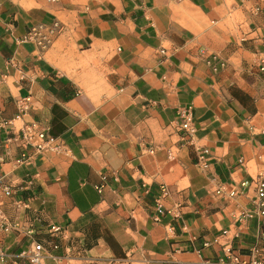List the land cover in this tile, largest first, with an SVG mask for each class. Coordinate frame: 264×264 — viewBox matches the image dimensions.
Segmentation results:
<instances>
[{
	"label": "crops",
	"instance_id": "1",
	"mask_svg": "<svg viewBox=\"0 0 264 264\" xmlns=\"http://www.w3.org/2000/svg\"><path fill=\"white\" fill-rule=\"evenodd\" d=\"M0 145L6 264L264 261V0H0Z\"/></svg>",
	"mask_w": 264,
	"mask_h": 264
},
{
	"label": "built area",
	"instance_id": "2",
	"mask_svg": "<svg viewBox=\"0 0 264 264\" xmlns=\"http://www.w3.org/2000/svg\"><path fill=\"white\" fill-rule=\"evenodd\" d=\"M39 43H41L39 41ZM215 58V57H214ZM179 117L181 119L180 122V131L182 139L192 143L195 135V126L193 123V109L191 106H187L182 108L179 111ZM12 121H5L3 125H9ZM17 141L21 147L24 148L18 161L28 160L30 155L27 154L26 147L28 145L32 146L36 151L49 149L53 152H58L63 150V146L52 136L47 135L44 131L38 130L36 128V124L30 123L24 125L18 133L9 135L5 138V145ZM1 150V145H0ZM207 153V149H203L201 157L203 158V154ZM253 183L256 191V209L259 215L261 223L264 225V176L258 175L255 179L251 181H244L241 183L242 187L247 186L248 184ZM3 192L6 195H9L11 191L8 188H3ZM162 193L166 191V188L162 186ZM155 210L157 214L163 212V207L160 203L156 204ZM49 230L54 235H59L63 232V227L60 225H51ZM208 245V243H205ZM20 256L26 259L30 264H42L44 259V246L40 242H36L33 246L28 247L20 253ZM226 259H220L222 264H264L262 260H251L245 261L241 259L239 255L232 253L229 249H227ZM0 264H6V253L5 250L0 246ZM64 264H71L69 262H65Z\"/></svg>",
	"mask_w": 264,
	"mask_h": 264
}]
</instances>
